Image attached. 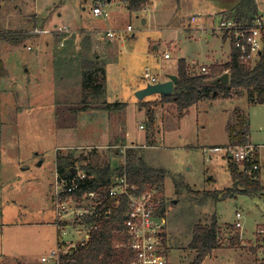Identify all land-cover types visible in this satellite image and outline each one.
I'll use <instances>...</instances> for the list:
<instances>
[{
    "label": "rangeland",
    "instance_id": "1",
    "mask_svg": "<svg viewBox=\"0 0 264 264\" xmlns=\"http://www.w3.org/2000/svg\"><path fill=\"white\" fill-rule=\"evenodd\" d=\"M98 1L104 0H0V33L13 37L17 32L37 26L51 30L55 26L80 25L97 39L96 47L82 44L77 52H68L70 62L67 66L56 60L53 79L41 89L44 103L25 107L26 103L15 94L14 86L34 76L33 71L27 73L25 70L31 68L28 56L35 53L38 40H49L56 45L63 35L27 31L28 36L19 44L0 37V150L3 145L8 154H15V162L6 174L10 183H3L0 192V223H10L13 219L43 222L47 217L55 218L50 191L54 193L55 188L56 146L69 144L57 154L79 159L74 161L76 167L86 163L96 166L109 163L113 173L124 164L125 149L138 144L145 162L166 172L164 185L158 192L166 208L169 262L197 264L193 262L195 251L187 246L191 230L196 224H209L213 217L220 229L221 247L214 249L200 264H254L255 256L259 261L260 253L251 244L255 241L256 224L264 223V191L251 196L227 194L233 187V180L226 148L233 141L230 128L243 118L246 120V140L256 146L251 159H257V179L264 182V103L249 102L245 94L214 101L204 99L178 116L173 102H161L155 94L144 96L141 101L135 96L136 90L148 84L143 78L146 69L161 81L165 75L174 72L179 58L186 59L189 70L194 73L199 72L201 65H209L210 71L211 64L226 60L231 42L228 38L223 40L222 34L214 30L220 18V13L216 12L234 6L236 2L158 0L153 6L156 15L152 21L147 15L150 10H144L148 3L141 10L130 13L123 3L106 4L109 16L103 19L90 12ZM255 2L264 22V0ZM211 4L215 5L214 10L208 9ZM127 24L131 25L132 31L119 33ZM108 29L115 31L111 39L106 36ZM69 32L65 35L68 36L66 41H72L73 33ZM149 39L154 40L150 47ZM28 46L33 52L27 49ZM166 52L169 58H164ZM105 67L109 68L112 90L122 93L117 98L132 103L125 111H113L107 121L109 125L99 127L100 119L89 115H93L91 112L95 108L102 107L105 78H102L101 70ZM89 71L101 84L97 91L82 85L84 73ZM12 73L19 76L11 77ZM47 89L55 93L54 105L45 103L49 99V96L45 97ZM19 104L27 109L16 112ZM2 123L5 125L1 128ZM105 138L107 143L98 145L105 142ZM8 141L10 146L6 144ZM26 153L28 158L23 160ZM5 162L1 161L2 164ZM236 165L243 170L242 164ZM187 187L195 193L190 194ZM203 191L216 194L205 196L203 200ZM99 200L96 195L91 199L85 197L84 202L91 205ZM236 211L242 214L241 231L228 228V224L235 222ZM36 226L6 228L5 247L13 242V250L28 252L33 255L31 258L40 261L43 239L35 237L43 236L40 232L43 228L38 226L37 230ZM236 232L239 243L229 247L228 239ZM0 264L18 262L2 257Z\"/></svg>",
    "mask_w": 264,
    "mask_h": 264
},
{
    "label": "trees",
    "instance_id": "2",
    "mask_svg": "<svg viewBox=\"0 0 264 264\" xmlns=\"http://www.w3.org/2000/svg\"><path fill=\"white\" fill-rule=\"evenodd\" d=\"M130 11L137 12L141 10L149 0H125ZM229 14L240 21H251L257 14V5L254 0H239L238 3L229 11ZM28 36L27 31L15 33V36H8L7 33H0V37L13 44L21 43ZM224 39V37H223ZM1 67V61H0ZM97 70H95L96 72ZM225 71L228 72L229 81L225 85H213L212 81ZM92 72L84 73L82 81L83 87H91L97 91L101 84L97 82ZM102 78L104 71L101 70ZM245 94L249 102L264 103V46L257 59L252 63H243L238 58L235 48L231 47L229 60L220 65H212L207 73L190 75L184 59L177 60V82L173 91L167 95H161V102H173L178 116L196 104L201 99L209 101L219 98H229L232 95ZM125 106V103L113 102L104 103V109L114 110ZM236 125L230 128V137L233 141L229 144L245 145L246 140V120L239 118ZM124 164L117 168L121 174L126 172L127 180L130 184L138 187H155L161 189L164 185L166 172L163 168H157L148 165L144 158L142 147H127L124 151ZM86 160L87 158H82ZM75 160L71 155L56 154V172L61 178H69L73 175V170L84 171L89 178L84 180L78 188L71 193H62L63 196H71L77 202L85 197H100L98 209L104 207L110 208L109 215L103 220H97L98 227L90 231V236L85 245L78 247L67 254L59 255L60 264H119L122 259L131 260L133 253L127 248H119L117 243L124 240V236L118 233L122 228L123 211L125 209V197L121 198L120 203L114 206V198L107 195L108 184L112 175V169L109 163L101 165H81L76 167ZM257 159L245 161L244 169L251 168ZM228 169L233 180V187L227 190V194H245L248 196L261 194L264 191V182L257 179L258 170H251L248 174L244 170L240 171L237 165L230 159ZM190 194L195 193L187 187ZM203 200L205 196H214V191H203ZM164 208V203L161 209ZM228 228L234 230L231 224ZM220 229L216 219L213 217L209 224H196L191 230V238L188 248L195 251L194 263L200 264L203 258L209 256L214 249L220 248L221 243L218 239ZM238 233L229 237L227 245L235 247L239 243ZM264 264V263H263Z\"/></svg>",
    "mask_w": 264,
    "mask_h": 264
},
{
    "label": "built area",
    "instance_id": "3",
    "mask_svg": "<svg viewBox=\"0 0 264 264\" xmlns=\"http://www.w3.org/2000/svg\"><path fill=\"white\" fill-rule=\"evenodd\" d=\"M125 1V0H120ZM256 1V0H254ZM105 4L98 3L92 7L91 12L94 16L107 19L109 14ZM146 7V6H145ZM214 30L220 32L222 37L228 38L231 47L235 48L238 58L243 63L254 62L261 53L264 46V22L262 16L258 13L251 21H240L229 13L220 14L219 21ZM54 32H67L65 26H55ZM131 32L132 27L127 24L125 29L119 31ZM30 32L48 33L47 29L34 28ZM51 32V31H50ZM106 36L112 38L115 31L108 29ZM29 48V47H28ZM164 58H169V54L164 53ZM202 73H207L205 66L200 67ZM143 78L148 83L157 82L155 74L145 70ZM140 128L143 125H139ZM131 147V145H129ZM255 151V146L247 142L245 145L229 144L226 148L229 159L235 164H244L245 161L251 160ZM258 164L253 163L251 168L243 170L250 174L251 170H258ZM89 176L84 171H76L69 178L56 179L54 190L55 212L58 222V234L60 237L76 236L74 239L61 240L58 245L51 249L45 255L40 257V261L45 264H60L59 255L67 254L85 245L90 236V231L98 227L97 220L105 219L110 208L104 207L98 209V204H87L84 202L85 196L80 202H77L71 196H63L62 193H71ZM107 195L114 198V206H117L122 197H125V209L123 211L122 228L118 233L125 238L116 244L119 248H127L132 251L131 260L122 259L119 264H170L166 253V208L161 209L163 200L160 197L158 189L155 187H138L130 184L127 180L126 172L119 174L113 171L109 184ZM90 199L94 197L90 193ZM242 214L235 212L234 227L241 231L242 224L240 219ZM71 222H68L70 221ZM57 224V223H56ZM81 235V238H77ZM255 241L251 244L260 253L259 264L264 263V223L256 224Z\"/></svg>",
    "mask_w": 264,
    "mask_h": 264
},
{
    "label": "crops",
    "instance_id": "4",
    "mask_svg": "<svg viewBox=\"0 0 264 264\" xmlns=\"http://www.w3.org/2000/svg\"><path fill=\"white\" fill-rule=\"evenodd\" d=\"M157 1L158 0H149V2H148L149 6L146 7V9H144L145 11L150 10V12L147 15H149V17L152 19V21H154L155 15H156V13L153 10V6L155 5L154 3H157ZM237 1H239V0H233V2L234 3L236 2V4L238 3ZM116 2L123 3V5L125 6V9H127V11L129 13L132 12L128 9L125 1L121 2L119 0H104V1L96 2L95 5L98 3H102V4L104 3L106 5V4H113ZM162 4H165V3L162 2ZM199 5L203 7L204 3L199 2ZM234 6H230L229 8H226L224 10H218L216 13L219 12L220 14H222L223 12L229 11L230 9H232ZM214 8H215V5L211 4V6L208 9L214 10ZM91 9H92V7H91ZM91 9H90V12H91ZM91 14H92V12H91ZM142 22H144V23L146 22L145 18L142 19ZM63 26L67 27L68 31L67 32H61V35H63V37H62V40H60L58 42V44L53 45V44H51L52 42L49 40H45V41L38 40L37 45L34 47L35 53L33 55L30 54L28 56V59H29L28 63H30L31 68H29V69L26 68L25 70L27 73L29 71H31V72L33 71L34 76L33 77L31 76L29 79H27V81L22 82V83L14 86L15 94L17 95V97H20L21 101H24L26 103L25 107L26 106L29 107L33 103L34 104H39V103L43 104L44 103V101L42 99V98H44V94L41 93V89H42V87L46 86L45 85L46 82L53 79V70L56 69V65H55L56 60H58V62H60V64L65 67L70 62L69 56L67 55L68 52H70V53L71 52H77L78 49H80V46H82V44H84L85 46L88 45V47H90V48L96 47V45H97V39H95L94 35H90L91 34L90 31L86 30V28H83L80 25L79 26L78 25H76V26L63 25ZM38 27L39 26L34 27V28H38ZM40 29H42V28H40ZM43 29H45V28H43ZM52 30H53V28L51 30L48 29V31H49L48 33L54 32ZM23 31L30 32L31 29L30 30L25 29ZM69 31H71V34L73 33L72 41H66L67 40L66 38L68 36L65 37V35H67V33ZM44 34H47V33H44ZM69 34H70V32H69ZM84 36H87L88 38H84ZM83 38L87 39V40L84 41ZM223 40H225V39H223ZM153 42H154V40L149 39L148 47H150ZM28 47H27V49L31 50L30 52H33L32 48L30 46H28ZM154 48H157V46H154ZM54 49H56L57 51L54 52ZM10 50H11V52L13 51L12 49H10ZM54 54H55V56H53ZM229 57H230V52H229L226 60L216 61L215 63L217 65L223 64L229 60ZM179 59H181V58H179ZM182 59H184V58H182ZM72 60H74V59H72ZM184 61H185V64L187 66V69H188V72L190 75L199 74L201 66H205L206 69L208 70L209 65L208 66L207 65H201L199 67V72L194 73V72L189 70V67H188L189 62L186 59H184ZM215 63H213L211 65H215ZM108 69H109L108 67L104 68V72H105V77H104L105 79L104 80H105V82H104V88H103V93H102L104 96H103V99L101 100L103 103L102 107L95 108V111L92 110V112H91L93 115H91V114L89 115L90 117L95 116L94 118L100 119V121L103 120V124H101V125H100V121H98L97 124L99 125V127L100 126L106 127L105 125H107V126L109 125L107 123V121H108L109 117L112 116L111 113H113V111H125L127 109V107L132 103V102H130V100H123L122 98L121 99L117 98V95H120V94L122 95V93L117 92V91L115 92L114 90H112L111 85H110L109 75H108ZM14 72H17V71H14ZM15 74L17 76H19V74H17V73H12L11 77ZM36 74H38V76ZM172 74L177 76V63H176V68H175L174 72H172ZM169 75L170 74L165 75L166 77L164 79H162L161 81L157 80V82H163V81L168 80ZM61 78H63V76H61ZM38 79L40 81H38ZM148 84H150V83H148ZM53 95L55 96L54 91L52 89H47L45 97L47 98V96H49V99L47 98V100L45 101L46 104H50V105L53 104L54 105V102H56V99L52 100ZM155 95L158 96L157 97L158 99L161 98L160 94H155ZM50 96H52V97L50 98ZM142 99H138V100L141 101ZM201 100H204V99H201ZM205 100H207V99H205ZM212 101H214V100H212ZM113 102L125 103V106L122 108H119V109H114V110H109V111L103 108L104 103H113ZM152 102H154V101H152ZM25 107H20V104H19L16 106L15 111L18 113L24 112L27 109ZM148 108H151V105H149ZM97 124H96V126H97ZM4 125L5 124L1 125V128L4 127ZM140 125H142V124H140ZM105 137H106V135H105ZM130 142H132V141H130ZM105 143H107L106 138H105V142H103L102 144H98V145H103ZM6 144H9V146H10L11 142L8 141ZM90 144H94V143H90ZM68 145H69L68 143H66V144L62 143V145L56 146V148H55L56 152L55 153L57 154L58 150H61L62 148L67 147ZM135 146H138V144ZM2 148H3V150H0V192L2 190L3 183H10V177H7L6 174H9L8 170L11 169V166H13V164L15 162L14 161L15 154H8V152L5 150V147L3 145L1 147V149ZM10 148H14V147L11 146ZM4 153H7L8 155H5ZM22 158H23V160H26L28 158V154L27 153L24 154V156ZM2 160H5L6 162L2 164L1 163ZM23 169H26V168H23ZM55 172H56V163H55ZM11 173H13L14 174L13 177H15V172L12 171ZM59 177L60 176H58V174L56 172L55 177H54L55 178V180H54L55 184H56V179H59ZM29 183L32 184L31 182H28L27 184H29ZM51 185L52 184H50V186ZM54 190H55V188H54ZM50 194H51L50 195L51 203H52V207H53L52 211L54 213V207H55L54 206V204H55L54 193L50 191ZM4 197H6V195H4ZM12 202L15 204L16 200H12ZM0 204H1V201H0ZM0 216H1V212H0ZM35 225H37L36 226L37 230H38V226H39V229L43 228L40 230V232L43 236L35 237V239H43V248L40 252L41 253L40 257L42 255H45L44 254L45 252H47V251L49 252L51 249L55 248L61 240H63V239L69 240V239L76 238V236L60 237V234H58V222H57L56 212H55V218H54V216H53V218L47 217L43 222H41V221L40 222L22 221L21 219H20V221H18L17 219H13V221H11L10 223H0V237H1L0 258H2V257L12 258V259L16 260L18 262V264H43L41 261H36L34 258H31L33 255H30L28 252L13 250L14 249L13 242H11L10 244H7V247H5V244H4V238H5L4 237V230L6 228L14 226V228L20 229L22 226L32 227ZM231 225L234 227L233 224H231ZM77 238L78 239L81 238V235H78ZM167 248H168V246H167V241H166V249ZM258 262L259 261H257V258L255 256L254 264H258ZM170 264H172V263L170 262Z\"/></svg>",
    "mask_w": 264,
    "mask_h": 264
},
{
    "label": "water",
    "instance_id": "5",
    "mask_svg": "<svg viewBox=\"0 0 264 264\" xmlns=\"http://www.w3.org/2000/svg\"><path fill=\"white\" fill-rule=\"evenodd\" d=\"M229 81L228 72H224L215 79H213V85H225ZM177 82V76L174 74H170L168 76V80L163 82H157L154 84H147L145 87L137 90L135 92V96L138 99H142L144 96L152 95V94H160V95H167L172 93L173 87ZM76 168H74L73 173H76Z\"/></svg>",
    "mask_w": 264,
    "mask_h": 264
}]
</instances>
